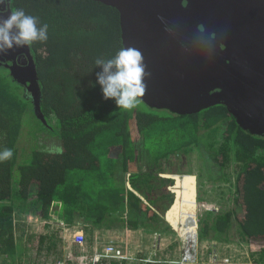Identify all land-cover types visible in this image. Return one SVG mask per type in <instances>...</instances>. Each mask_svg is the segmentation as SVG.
<instances>
[{"label":"trees","instance_id":"1","mask_svg":"<svg viewBox=\"0 0 264 264\" xmlns=\"http://www.w3.org/2000/svg\"><path fill=\"white\" fill-rule=\"evenodd\" d=\"M11 6L48 25V40L30 46L45 119L0 63V151H13L0 163V198L6 201L0 206V255L16 252L14 212L47 216L54 199L63 220L87 231L118 223L144 230L183 227L170 217L183 198L185 175H170L174 199L167 189L173 179L158 172L197 146L207 164L237 167L235 204L200 214L198 238L253 244L256 262L264 263V135L240 126L221 103L179 113L143 99L138 108L122 111L105 100L96 75L102 69L94 61L124 48L115 6L101 0H11ZM38 125L57 133L60 146L34 144ZM159 198L170 202L161 205ZM187 229L193 234L195 227ZM54 236L42 233L40 240L48 238L51 248Z\"/></svg>","mask_w":264,"mask_h":264},{"label":"water","instance_id":"2","mask_svg":"<svg viewBox=\"0 0 264 264\" xmlns=\"http://www.w3.org/2000/svg\"><path fill=\"white\" fill-rule=\"evenodd\" d=\"M101 1L119 10L123 47L144 56L147 104L191 113L221 103L240 126L264 135V0ZM10 4L0 7L8 14ZM18 48L11 51L23 50L22 65L15 53L0 60L8 56L5 65L44 120L33 54Z\"/></svg>","mask_w":264,"mask_h":264},{"label":"rangeland","instance_id":"3","mask_svg":"<svg viewBox=\"0 0 264 264\" xmlns=\"http://www.w3.org/2000/svg\"><path fill=\"white\" fill-rule=\"evenodd\" d=\"M208 129L210 128H205L204 130L207 131ZM33 134H36L33 141L34 144L51 149L60 146V139L57 133L55 134L46 127L38 125V129ZM154 136L155 134L153 138ZM179 156L178 162L167 161L166 165L171 168L170 170L158 172V175H164L165 173V177L173 179V181L168 183L167 189L173 193L174 199L175 192L171 189L175 184V178L170 175H185L184 180L187 181V184L182 187L183 198L180 201V205L170 217L171 222H174L177 226L187 225L186 227L194 228L195 216L198 220L200 214L207 211L226 210L235 204L237 167L234 162H230L223 168L216 164H207L206 159L197 146L180 151ZM129 173L128 171L127 175ZM169 185L172 188H169ZM169 202L170 200L166 204ZM53 205V211L58 216L57 208L59 207V203L55 199L50 208ZM30 214L35 213L16 211V215L14 216L16 218V223H14L16 252L11 255L1 254L0 264H55L57 259L63 257L67 258L69 264H81L80 262L85 263L80 257L82 251L86 250V253L90 254L95 238L102 242L110 237H114L122 243L123 241H128V247L132 251L137 249L148 250L147 248H149V250L161 253L163 259H178L180 256L183 241L179 235V231L181 232L180 229L183 227H176L177 229H175L171 225L173 230L170 231L144 230L142 228L121 226L118 223L112 228L96 229L93 232L84 229L86 247L81 248L71 240V237L69 238L70 242L65 240L63 232L56 225H54V229L50 230L47 225L39 227L38 225L29 223L28 216ZM75 224L79 227L84 226L82 223ZM154 231L163 232V238L160 246L157 245V248L154 245ZM42 233H54L55 238H53L56 241V245L49 248L47 246L48 238H45L44 241L40 240V234ZM256 248L253 244L238 241L236 238L229 241L199 239L197 242V259L188 264H258L255 260L259 258L258 253L255 251ZM69 252H71V256ZM159 253L157 255H160ZM85 260L88 264L90 263L89 257L85 258ZM162 263L178 264L170 261H162ZM128 264H136V262ZM259 264H264L263 260Z\"/></svg>","mask_w":264,"mask_h":264},{"label":"clouds","instance_id":"4","mask_svg":"<svg viewBox=\"0 0 264 264\" xmlns=\"http://www.w3.org/2000/svg\"><path fill=\"white\" fill-rule=\"evenodd\" d=\"M5 3L6 0H0V4ZM4 12L5 8H0V54H6L14 47H30L48 40V25L40 24L38 17L26 14L23 9L10 10L7 16ZM94 64L102 69L96 75L105 100L113 99L122 111H131L141 105L147 88L145 78L151 74L146 71L140 50L124 47L112 58L97 57ZM12 157L10 148L0 151V163Z\"/></svg>","mask_w":264,"mask_h":264},{"label":"built area","instance_id":"5","mask_svg":"<svg viewBox=\"0 0 264 264\" xmlns=\"http://www.w3.org/2000/svg\"><path fill=\"white\" fill-rule=\"evenodd\" d=\"M169 188H172L169 185ZM171 190H174L172 188ZM6 203L4 199L0 198V206ZM54 205L50 208L49 214L47 216L30 214L28 217V222L33 225L44 226L47 225L50 230L54 229V225H56L62 232L65 240H71L75 242L79 247L85 248L86 242V234L83 227L77 226V224H71L63 220L59 215L57 216L54 213ZM16 215V211L14 212V216ZM27 215V214H26ZM195 229L192 234L190 230L187 229V225H184L181 228V232L179 231V235L182 238V245L180 256L178 259H163L161 257H157L156 251H154V255L149 256H141L138 257L136 254H133V251L129 249L128 241L119 242L116 238L110 237L105 239V241L100 242L97 238L93 241V247L90 254L86 253V250L82 251L80 255L81 259L85 261L80 262L81 264H88L85 258L89 257V264H99L102 262L111 263L112 261H122L124 259H142L145 261H170L178 264H188L197 259L198 249V220L195 216ZM33 221V223H32ZM14 223H16V218H14ZM183 225V224H182ZM175 228V227H174ZM130 229V228H129ZM177 229V228H175ZM161 231H154V245L157 248V245L160 246L161 240L163 238ZM70 242V241H69ZM71 256V252H69ZM55 264H69L66 257L57 259Z\"/></svg>","mask_w":264,"mask_h":264},{"label":"crops","instance_id":"6","mask_svg":"<svg viewBox=\"0 0 264 264\" xmlns=\"http://www.w3.org/2000/svg\"><path fill=\"white\" fill-rule=\"evenodd\" d=\"M161 176H164L165 175H161ZM166 200L163 199V198H159L157 200V202L159 204H163ZM167 202V201H166ZM148 250L146 249H137V250H133V254H136L138 257H141V256H149V255H154V251L152 250H149V248H147ZM157 253V252H156ZM159 253V252H158ZM157 253V254H158ZM160 255H157V257H161V253H159ZM135 263L136 264H166V263H162V262H159V261H145V260H142V259H124L122 261H119V260H116V261H113L112 263H108V262H102V263H99V264H128V263ZM138 262V263H137Z\"/></svg>","mask_w":264,"mask_h":264},{"label":"flooded vegetation","instance_id":"7","mask_svg":"<svg viewBox=\"0 0 264 264\" xmlns=\"http://www.w3.org/2000/svg\"><path fill=\"white\" fill-rule=\"evenodd\" d=\"M2 4H0V6H1ZM11 5V4H10ZM1 8V7H0ZM4 8H5V10H7L8 9V6H4ZM11 8H12V6H11ZM5 16H7L8 14H7V12L4 14ZM14 49H20V48H18V47H14ZM22 51V52H21ZM7 53H15V56H14V59H15V64H19V65H22V63L23 62H21V59L23 60L24 58H23V50H19V51H15V52H13V51H11V50H9ZM25 55V54H24ZM7 57V58H6ZM6 60H8V56L6 55L5 56V59H3V60H0V63H2V64H4L5 65V61Z\"/></svg>","mask_w":264,"mask_h":264},{"label":"bare ground","instance_id":"8","mask_svg":"<svg viewBox=\"0 0 264 264\" xmlns=\"http://www.w3.org/2000/svg\"><path fill=\"white\" fill-rule=\"evenodd\" d=\"M196 176V175H195ZM174 202V201H173ZM172 204V203H171ZM171 206V205H170Z\"/></svg>","mask_w":264,"mask_h":264}]
</instances>
